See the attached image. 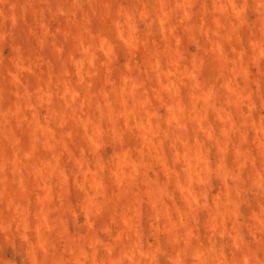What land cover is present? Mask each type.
Returning <instances> with one entry per match:
<instances>
[{
  "label": "clouds",
  "instance_id": "1",
  "mask_svg": "<svg viewBox=\"0 0 264 264\" xmlns=\"http://www.w3.org/2000/svg\"><path fill=\"white\" fill-rule=\"evenodd\" d=\"M0 264H264V0H0Z\"/></svg>",
  "mask_w": 264,
  "mask_h": 264
}]
</instances>
